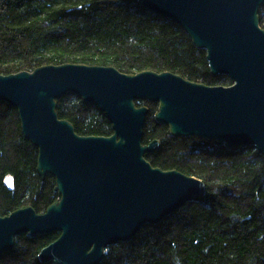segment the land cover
I'll return each mask as SVG.
<instances>
[{
	"label": "water",
	"instance_id": "water-1",
	"mask_svg": "<svg viewBox=\"0 0 264 264\" xmlns=\"http://www.w3.org/2000/svg\"><path fill=\"white\" fill-rule=\"evenodd\" d=\"M178 25L207 52L213 75L230 86H208L172 72L135 74L114 66L47 64L33 71L0 73V102L14 107L25 139L38 149L37 173L55 178L59 198L44 213L32 206L0 216V258L17 236L58 232L39 260L101 264L105 250L129 242L207 193L206 183L180 170L154 167L145 157L161 141L143 143L150 108L173 137L222 142L229 149L254 147L264 155V0H139ZM75 94L93 102L113 134L80 135L60 118L58 99ZM11 183V180H8Z\"/></svg>",
	"mask_w": 264,
	"mask_h": 264
},
{
	"label": "trees",
	"instance_id": "trees-1",
	"mask_svg": "<svg viewBox=\"0 0 264 264\" xmlns=\"http://www.w3.org/2000/svg\"><path fill=\"white\" fill-rule=\"evenodd\" d=\"M259 13L264 16V5ZM64 63L114 66L127 74L168 71L208 84L221 80L180 25L139 0H0L1 74ZM136 103L150 108L143 143L162 144L146 159L202 179L207 193L146 225L131 241L109 246L101 264H264V155L254 147L173 137L155 120L158 105ZM57 111L80 135L114 132L106 114L78 95L58 99ZM37 162L38 149L23 136L17 110L0 102V216L27 206L44 213L59 198L55 178L42 180ZM59 235L21 234L0 264H54L38 256Z\"/></svg>",
	"mask_w": 264,
	"mask_h": 264
},
{
	"label": "flooded vegetation",
	"instance_id": "flooded-vegetation-1",
	"mask_svg": "<svg viewBox=\"0 0 264 264\" xmlns=\"http://www.w3.org/2000/svg\"><path fill=\"white\" fill-rule=\"evenodd\" d=\"M260 26L264 29V16L263 17L260 16ZM204 52L206 54V60H207V52H206V50H204ZM207 62H208V60H207ZM210 73H211V70H210ZM211 75L214 76V77H221V80H219V79L216 80L215 81L216 83H214V84H208L205 81H199L198 83H203V84H206L208 86H219V85L230 86V85H232L234 83L228 76H225V75H213L212 73H211ZM225 77H226V79H225ZM220 82H224V83L228 82V83L227 84H219Z\"/></svg>",
	"mask_w": 264,
	"mask_h": 264
},
{
	"label": "rangeland",
	"instance_id": "rangeland-1",
	"mask_svg": "<svg viewBox=\"0 0 264 264\" xmlns=\"http://www.w3.org/2000/svg\"><path fill=\"white\" fill-rule=\"evenodd\" d=\"M139 101H142V100H139ZM156 105H158V103H155Z\"/></svg>",
	"mask_w": 264,
	"mask_h": 264
}]
</instances>
